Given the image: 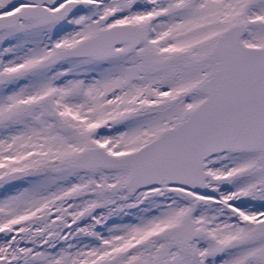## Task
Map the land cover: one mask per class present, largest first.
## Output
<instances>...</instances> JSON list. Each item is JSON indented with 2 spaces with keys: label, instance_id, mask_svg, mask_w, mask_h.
Wrapping results in <instances>:
<instances>
[{
  "label": "snow or ice",
  "instance_id": "obj_1",
  "mask_svg": "<svg viewBox=\"0 0 264 264\" xmlns=\"http://www.w3.org/2000/svg\"><path fill=\"white\" fill-rule=\"evenodd\" d=\"M0 264H264V0H0Z\"/></svg>",
  "mask_w": 264,
  "mask_h": 264
}]
</instances>
